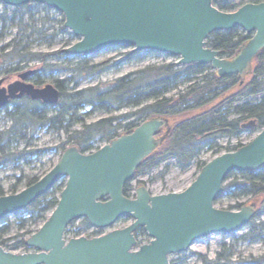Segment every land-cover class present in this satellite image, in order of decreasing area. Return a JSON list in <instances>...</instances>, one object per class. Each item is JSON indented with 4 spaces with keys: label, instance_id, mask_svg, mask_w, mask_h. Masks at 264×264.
<instances>
[{
    "label": "water",
    "instance_id": "1",
    "mask_svg": "<svg viewBox=\"0 0 264 264\" xmlns=\"http://www.w3.org/2000/svg\"><path fill=\"white\" fill-rule=\"evenodd\" d=\"M231 0H0L6 6L30 3L48 6L65 16V27L80 38L63 50L71 56L90 57L119 47L178 57V65H210L219 77L252 74L264 51V2L247 3L235 12L220 10ZM235 28L252 35L232 58L208 45L216 32ZM22 73L4 86L0 79V110L12 101L29 97L58 104L54 84L35 86ZM256 122L243 127L252 129ZM164 133L163 135H160ZM170 133L167 118H152L95 152L67 148L57 164L39 181L21 192L0 197V222L16 215L48 194L61 181L65 187L57 207L25 244L32 251L14 253L0 246V264H170L171 257L189 251L212 234L243 231L258 213L255 201L240 210L219 209L228 176L264 167V128L236 151L216 156L182 192L152 195L144 185L134 197L127 184L141 165L158 151ZM133 223L95 238L66 240L68 227L87 219L99 229L112 228L123 218ZM143 228L150 242L139 245L136 232Z\"/></svg>",
    "mask_w": 264,
    "mask_h": 264
},
{
    "label": "trees",
    "instance_id": "2",
    "mask_svg": "<svg viewBox=\"0 0 264 264\" xmlns=\"http://www.w3.org/2000/svg\"><path fill=\"white\" fill-rule=\"evenodd\" d=\"M262 1L218 3L217 7L222 11L233 12L246 3ZM55 14L62 17L61 13L48 6L36 3L17 8L11 22L18 30V35L12 44L0 48V72L19 75L27 67L26 64L32 61L43 63L40 72L36 71L30 79L37 87L45 84L46 75L66 73L64 78L54 79V85L60 91L58 104L49 105L26 96L0 110V123H10L6 128H0V172L14 165V169H19L21 163L30 167L33 160L25 161L27 157L35 156L39 159L55 150L63 153L71 146L78 147L84 154L92 153L103 143L132 133L147 120L167 118L170 133L162 147L141 165L135 178L125 188L126 195H133L135 188L132 183L137 177L164 165L159 173V176L164 178L171 169L170 164H167L170 158L176 159L182 171H187L206 151L218 156L224 151H236L244 145L239 143L235 147H224L219 144L220 139L239 138L246 132H258L264 128V51L255 60L252 74L245 80L239 75L219 77L211 66L155 63L114 82L82 88L81 85L87 79L102 74L110 69V66L107 62L92 63L85 56L71 58L62 51L48 55L34 53V48H51L57 43L59 35L69 34V30L64 26L65 21L55 19ZM50 24H54L53 27L59 24V31L50 32L53 28H47ZM251 37L242 29L235 28L212 34L208 45L220 51L222 57L232 58ZM154 54L161 55L151 51L131 50L124 54L121 62L140 63ZM76 59L77 62H73ZM114 66L116 65L111 67ZM123 110L129 112L116 115ZM100 112L110 116L89 122L94 114ZM253 120L256 122L254 128L243 127ZM44 131L63 134L65 139L56 148H36L37 136ZM32 147L34 150H28ZM205 164L206 162L199 163V172ZM39 180L40 177L36 176L20 177L14 182L11 191L16 194L21 191L22 185L26 188ZM225 183L216 204L223 199L243 198H249L258 204L255 219L246 227L247 232L235 238V242L264 244V221L261 220L264 216V167L257 171L233 172ZM137 184L145 185L143 181H138ZM64 185L63 181L60 182L48 194L16 214L17 226L24 231L21 236L32 235L34 231L25 230L45 221L47 214L57 207L58 195ZM4 195L6 191L0 180V197ZM246 204L236 203L229 209L240 210ZM74 227L75 233L79 234L88 230L91 225L83 219ZM10 229L8 218L0 222L2 237L9 233ZM136 236L141 242L149 241L143 228L137 230ZM7 241L3 240L0 245L5 247ZM25 241L26 239L22 238L15 246H22L28 252L30 249ZM235 255L234 245L228 246L224 243L215 260H209L202 255L199 258L202 264H264V257L249 262L235 259Z\"/></svg>",
    "mask_w": 264,
    "mask_h": 264
},
{
    "label": "rangeland",
    "instance_id": "3",
    "mask_svg": "<svg viewBox=\"0 0 264 264\" xmlns=\"http://www.w3.org/2000/svg\"><path fill=\"white\" fill-rule=\"evenodd\" d=\"M242 0H232L234 4H240ZM19 7H12L6 6L0 3V48L9 44H12L14 38L18 35V30L13 27V22L11 19L13 18L14 12ZM41 16V15H40ZM42 15L41 17H44ZM55 19H62L65 21V16L62 14V17L58 14L54 15ZM54 24L47 25V28L53 27ZM59 24H56L55 27L51 29L50 32H58L59 31ZM57 43L49 48L47 46H43L41 48H34V53H41V54H52L57 51H62L80 41V38H77L73 35V33L69 30V34L67 35H59L57 38ZM132 48H125L119 47L113 50L105 51L97 55H92L87 57L92 63L100 64L107 62L110 66V69L104 71L102 74L96 75L87 79L82 85V88L89 87V86H96L99 84H106L116 81L117 79L124 77L130 73L140 70L141 68L155 63H177V57H169L164 55H150L144 61L140 63L134 64H122L121 60L124 57V54L131 51ZM1 54V51H0ZM71 56V55H70ZM76 56H71V58ZM47 62H54L48 61ZM62 62V61H60ZM73 62H77L73 60ZM2 60H0V68H1ZM26 64V63H24ZM112 65H116L111 67ZM26 68H24L23 72L19 73L22 74L28 71H39L43 67V63L40 61H32L31 63L26 64ZM19 75L17 74H6L4 71L0 72V79L5 80V86L9 85L10 83L14 82L15 80L19 79ZM34 76V75H33ZM66 76L64 74H54V76L46 75L45 76V86L47 84H54V79H62ZM129 112L128 110H123L116 115L124 114ZM110 116L107 113L100 112L93 115V117L89 120V122L98 121L100 119L106 118ZM9 122H2L0 123V128H6L9 126ZM258 132H246L239 138L233 139H220L219 144L221 146L227 147H235L239 143L247 144L250 140H252ZM164 133H162L163 135ZM65 139V135H57L48 132H42L37 136V142H35V147L37 148H56L60 142ZM107 143H103L101 146L106 145ZM34 150V147L28 149ZM223 153H226L224 151ZM62 152L60 150H55L53 153L44 155L39 159H36L35 156L27 157L26 160H33V164L28 167L21 163V167L19 169H14L15 165L6 169L3 172H0V180L2 181V185L6 191V195L14 194L11 190L14 182L17 181L18 178L23 176H32V177H40L42 178L45 176L59 161ZM215 154L211 151L204 152L201 157L198 159L197 162H194L187 171H182L181 168L178 166L176 159L170 158L167 161V164H170L171 169L169 173L164 177L161 178L159 173L163 170L164 165L159 168L153 169L146 174L140 175L137 179L132 183L135 190L139 186L137 184L138 181H143L145 186L148 188L151 194L153 195H160L164 193H171V192H182L187 187L191 185L193 181H195L198 173H199V163L200 162H209L214 158ZM23 161V162H25ZM226 184V183H225ZM21 190L25 189V185L20 187ZM252 201L249 198H243L240 200H230V199H223L220 203L216 204V207L219 209H229L231 205L236 203H250ZM246 204V205H247ZM51 213L47 214V218L50 216ZM17 216L13 215L8 217V222L11 224V229L9 233L5 236L0 235V242L3 240H8L5 244V248L9 251L15 253H25L27 251L24 250L22 246H15L22 238H28L29 236H21L24 231L20 230L17 226ZM264 221V216L261 219ZM81 221V220H80ZM80 221L76 222L75 226L80 224ZM44 221L40 222L38 225H33L30 228L26 229L30 231L36 232L42 225ZM133 223L131 218H124L121 222L116 224L115 228H125ZM247 232V229H244L241 232L231 234V235H224V234H212L206 238H202L197 240L192 248L179 255H174L171 257V264H180V261H183L181 264H202L200 261L199 256H206L209 260H215L217 258V253L221 250L222 244L234 245L236 255L235 259H241L246 261H253L255 259H259L264 257V244L263 243H239L235 242V238L243 235ZM21 236V237H20Z\"/></svg>",
    "mask_w": 264,
    "mask_h": 264
},
{
    "label": "flooded vegetation",
    "instance_id": "4",
    "mask_svg": "<svg viewBox=\"0 0 264 264\" xmlns=\"http://www.w3.org/2000/svg\"><path fill=\"white\" fill-rule=\"evenodd\" d=\"M5 84V83H4ZM21 99H23V98H21ZM21 99H19V100H21ZM17 101V100H16ZM15 102V101H14Z\"/></svg>",
    "mask_w": 264,
    "mask_h": 264
}]
</instances>
